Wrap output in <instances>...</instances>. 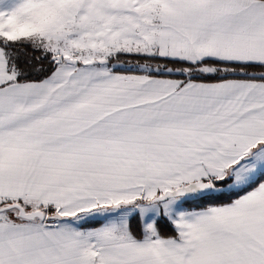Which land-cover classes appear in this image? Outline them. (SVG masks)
<instances>
[{
    "label": "snow or ice",
    "instance_id": "6c2138e0",
    "mask_svg": "<svg viewBox=\"0 0 264 264\" xmlns=\"http://www.w3.org/2000/svg\"><path fill=\"white\" fill-rule=\"evenodd\" d=\"M0 264H264V0H0Z\"/></svg>",
    "mask_w": 264,
    "mask_h": 264
}]
</instances>
